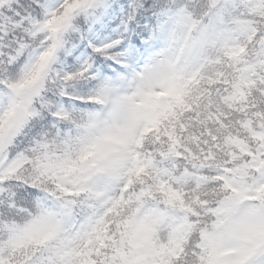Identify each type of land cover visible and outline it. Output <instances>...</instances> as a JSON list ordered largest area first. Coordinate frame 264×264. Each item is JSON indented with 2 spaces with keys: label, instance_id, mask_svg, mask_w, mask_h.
<instances>
[{
  "label": "snow or ice",
  "instance_id": "1",
  "mask_svg": "<svg viewBox=\"0 0 264 264\" xmlns=\"http://www.w3.org/2000/svg\"><path fill=\"white\" fill-rule=\"evenodd\" d=\"M0 264H264V0H0Z\"/></svg>",
  "mask_w": 264,
  "mask_h": 264
}]
</instances>
